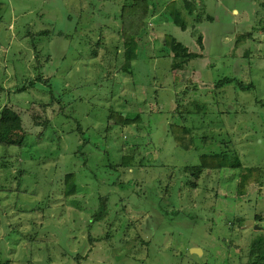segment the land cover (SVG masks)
I'll return each instance as SVG.
<instances>
[{
    "label": "rangeland",
    "instance_id": "374dc122",
    "mask_svg": "<svg viewBox=\"0 0 264 264\" xmlns=\"http://www.w3.org/2000/svg\"><path fill=\"white\" fill-rule=\"evenodd\" d=\"M0 1L4 3L0 22V60L2 68L5 60L14 68V72L11 67L7 68V76L1 74L0 82L7 86L9 77L13 84L21 83L26 76L32 78L39 72L45 73L53 80L51 88L56 96L48 113L55 112L56 131L47 132L45 138L55 142L63 131L68 132L62 139L63 155L52 153L53 156H48L42 163L43 155L39 152L26 154L32 159L25 166L31 172L24 177L22 189L25 191L19 196L14 189L16 167L0 170V206L5 209L0 240L5 239V255L12 261H28L36 244L32 242V247L23 236L35 232L37 237L46 231L49 241L60 243L64 252L60 257L62 251H59L52 264H76L73 259L76 254L83 258L79 264H240L239 251L245 256L257 234H264V221L252 218L254 213L263 210L264 183L262 189L249 187L248 195L243 199H226L222 194L229 193L228 187L231 190L235 187L230 172L214 177L203 175L197 180L196 174L185 176L182 167L198 163V158L195 153H186L176 147L167 134L169 123L179 121L178 114L167 111L174 99H179L178 104L181 101L186 105L195 101L207 102L201 119L198 116L188 118L185 125L197 129L198 133H207V128H218L225 137L238 142V158L232 155L233 160L238 161L236 164L264 162V8L261 6L264 0H257L259 5L254 0H195L196 7L207 4L197 19L207 18V11L216 17V21L201 28L204 48L198 42L201 36L198 29L191 30V41H188V33L179 37L184 43L185 53L182 54L201 52L204 57L171 69V57L161 56L162 40L154 43V32L150 31L138 61L134 62L132 74L120 70L123 61L121 43L118 35L114 38L115 30L120 26V6L127 0ZM167 1L151 0L150 3L164 2L165 7ZM13 13L14 19L10 18ZM147 21L156 28L155 34L162 31L175 34L171 19L162 21L159 16L156 22H151L150 18ZM189 23L187 27L190 28ZM99 27L105 31L101 32ZM234 30L239 34L249 30L252 39L237 48L229 38ZM151 41L154 47L150 46ZM169 52L172 55L173 52ZM147 53L154 57L146 56ZM101 59L106 61V74L98 61ZM22 75L25 78L20 77ZM224 77H234L238 82L253 86L240 91L238 87L225 85L212 92L214 85L206 83L208 79L217 81ZM47 88L38 82L21 96L6 93L5 100H13L14 105L22 109L31 108V99L50 98ZM34 108L35 112H23L25 126L31 131L35 128L32 124L37 118L35 114L40 113L37 106ZM109 109H116L130 118L146 109L155 113L143 115L140 125L122 129L108 123ZM77 125L81 132L76 129ZM84 140L86 143L79 148ZM205 145L201 143L202 150ZM121 153H133L140 164L129 170L110 168L119 163ZM70 171L76 173L78 194L63 198L58 182ZM172 172H175V189L167 180ZM221 176H225V183L219 179ZM117 177L118 181L112 183ZM209 177L212 181H208ZM216 178L218 180L213 182ZM44 180H47L46 184ZM192 183L200 186L201 193H196ZM152 184L161 189H158L159 195L166 185L174 192L168 210L185 208V213L195 212L203 220L194 224L184 213L180 218L178 215L171 219L156 207L138 206L139 198L135 199V193L143 196L141 188L152 187ZM214 184H217V195L210 191V196H217L216 201H209L208 197L199 203L200 198L207 197L206 193L209 195L207 190ZM46 192H50L52 206L48 211L35 209L34 203H40ZM107 192L111 193L110 202L114 206L111 219L95 223L89 232L86 222L90 212L97 207V194ZM56 194L59 197L56 198ZM119 198L125 200L115 205ZM210 217L209 225L206 220ZM235 217L236 223L232 222ZM256 224L260 227L254 229ZM228 226L232 227V233L228 232ZM105 232L109 235L107 239ZM6 233H10L9 238H5ZM87 233L100 237L101 241L89 244ZM222 239L231 240L236 246L229 254L231 263L224 261L228 254ZM0 243L2 247L4 242ZM191 248L199 249L194 252ZM121 255L124 258L117 259ZM36 260L44 264L45 258L38 256Z\"/></svg>",
    "mask_w": 264,
    "mask_h": 264
},
{
    "label": "trees",
    "instance_id": "16d2710c",
    "mask_svg": "<svg viewBox=\"0 0 264 264\" xmlns=\"http://www.w3.org/2000/svg\"><path fill=\"white\" fill-rule=\"evenodd\" d=\"M151 0H127L120 6V26L117 27V30H115L116 35H114V38L120 39L121 43V58L122 63L120 64V70L124 73L131 74L132 68L134 65V62L138 61V57L140 55L141 47L144 46L146 43L147 36L149 37V32L153 31L155 34V27H151V23H148L147 18H150L151 14L154 12V4L150 3ZM183 7L179 6L176 0L167 1L165 4V11L167 17H170L169 19H166L169 21L170 19L174 24L179 26L182 29H186L187 22L185 20V17L182 13L183 8L186 9V14L189 16H195V11L199 9V7H196V3L194 0H182ZM4 3L0 1V22L3 20L2 15V8ZM157 5H160L159 3ZM261 6L264 8V2ZM198 16V15H197ZM205 20H209L210 22H213V18L207 15V18H204ZM196 23V18H193L191 21V24ZM190 24V25H191ZM101 27V26H100ZM99 27V30L101 32L105 31V28L101 30ZM151 27V28H150ZM108 31V30H107ZM31 33V32H30ZM28 37L30 34L27 35ZM109 37L113 38L111 34H109ZM108 37V38H109ZM163 41V44L161 46L162 54L161 56H168V52L171 50L174 54L171 57L172 64L171 68L176 67L178 64L186 63L188 64L191 59L198 58L200 55L196 53H189V54H182L185 53L183 46L176 41V39L166 32L162 31L160 34L156 33L155 38L153 39L154 43H157L159 40ZM252 39L251 32L246 33H240L236 36L234 41L235 47L243 46L247 40ZM114 40V39H112ZM160 41V42H162ZM198 42H201V38L199 37ZM202 43H200L201 45ZM87 45L90 46V42H87ZM142 52V51H141ZM2 54V52H1ZM149 54V53H147ZM104 55V54H103ZM102 63V69L104 71L105 67V60H98ZM7 61L5 60V66L2 68V62L0 60V75L3 74L4 77L7 76V68L11 67L13 72L14 68L11 65H7ZM207 66L206 68H208ZM210 71V70H207ZM202 72V71H201ZM105 73V71H104ZM106 74V73H105ZM15 74L13 75V77ZM30 76V75H29ZM29 76H20L25 78L21 79V83H10L11 79L10 77L6 80L8 82V85L5 86L4 83L0 82V170L14 167V174L15 177V191L18 193V196L25 190H23V185L25 184V176L27 173L31 172L30 168L25 167L28 163V161L32 160L27 155L32 154L35 155L37 152H39L40 156L43 155L42 163H44L45 159L48 156H53L52 153H55V155H63V140L66 138V135L68 132L63 131V133L59 136H57L55 142H52L50 140H47L45 138V134L47 132H55L54 130V124H53V118L55 112L52 111L50 114L49 109L54 106L53 103L56 100V96L53 93L52 90V83L53 80L49 78V76H45V73L39 72V74L35 77L29 78ZM16 79V78H15ZM104 79V78H103ZM24 80V81H23ZM212 81L214 85V90L217 88H223L222 86L225 85H232V87H238L240 91H246L248 89H251L253 84H245L243 82H238L237 79L234 77H224L222 79H219L215 81V79H208V81ZM207 81V82H208ZM41 82L45 86H48V92L49 97L47 96L44 98L41 96V99L37 98V101H34L31 99V108L26 106L24 109L21 108V106L14 105V101L5 100L6 93H13L14 95L21 96L24 94L28 87H35V83ZM231 92V91H230ZM234 92V91H233ZM156 96V95H155ZM15 97V98H16ZM157 97V96H156ZM155 97V98H156ZM179 99H175V107L172 110V114H178V122H170L169 126L167 128V134H170L174 144L176 147L181 149L182 151L186 153H195L198 158V163L194 164H188L183 166L184 175L187 176L189 174H196L195 179L197 180L198 177H201L203 175L214 177L220 176L222 173L230 172L232 177H234L235 180V187L227 188V191L229 193L222 194V197L232 198V199H243L245 196L248 195V189L252 186H262L264 183V162L253 164V165H242L241 163L236 164L237 159L233 160L232 155L237 157L238 147L239 143L233 142L231 140V137H225L224 134H221L218 128H207L206 132H197V129L192 130L190 127H187L185 125V122L188 118L196 117L198 116L201 119V114L204 112V110L208 107L207 102H201V101H195L193 104L190 103L188 105L186 104H178ZM35 106L38 107V111L40 113L36 114L37 118H35V122H33V126L35 127L33 131L29 130L25 126V122L23 120V112L31 110L32 112H35L36 109ZM180 109L186 110V113L181 112ZM35 110V111H34ZM57 111L62 112V110L58 109ZM155 113L154 111L148 110L136 112V115L133 118L127 117L122 112H119L116 109H109L108 115H107V121L108 123L119 126L120 128H124L126 126L130 125H140V123H143V115H151ZM187 114V115H186ZM79 132H81L80 126L77 125L76 128ZM240 137H238L239 139ZM211 139V141H210ZM205 143V148L202 150L201 143ZM83 143V144H82ZM80 145L79 148L84 146L86 141L84 140ZM200 143V146H199ZM79 144V142H78ZM39 146L45 147L40 148ZM55 146V147H54ZM40 148V149H37ZM14 149V152H11V150ZM33 149V150H32ZM78 151H81L78 149ZM25 154V156H24ZM27 154V155H26ZM83 154V153H82ZM90 154V151H89ZM84 155V154H83ZM87 155V154H86ZM88 155L85 159H87ZM238 158V157H237ZM84 159V160H85ZM136 157L133 153H121L119 157V163L115 166L110 165L111 167H114L115 169H118V167L124 168V170L134 169L133 167L138 166L140 163L135 161ZM163 169V168H162ZM161 172V169L158 173ZM224 173V174H225ZM179 174V173H177ZM174 175L175 172H172V174H169L168 182L171 183L173 186L174 181ZM212 175V176H211ZM226 175V174H225ZM208 178V181H212L211 178ZM231 177V176H230ZM222 183H225L226 179L225 176L219 177ZM218 178L213 179V182H216ZM5 181H7L5 176ZM46 184L47 180H44ZM43 181V182H44ZM118 181V177L115 178L112 183H115ZM39 182V180H37ZM43 185V183H42ZM153 185V184H152ZM193 186V189L195 188L196 193H201V189L199 185L191 184ZM217 185V184H216ZM216 185H212L209 187L207 192H209V195L206 193L207 197H202L199 199L200 202H205L208 197L209 201L215 200L218 198L210 196L212 191V195L216 194ZM58 187H60V190L62 191V197L63 198H71L74 197L78 191V180L75 172H65L62 175V179L58 182ZM1 188V185H0ZM175 189V187L173 186ZM158 186L154 185L152 187H143L141 188L143 196L140 194L138 195L135 193V199L138 197V206H148V207H156L158 211L163 213L166 216H170L173 218H177L178 215L182 217V213L187 215V217L191 218L194 221V224L199 223L203 220L201 216L195 212H188L187 209L183 208V210H175L170 209L168 210V205L173 202V195L171 190H169V185H166L163 188V193L159 195ZM179 189V188H178ZM178 189L176 191H178ZM226 189V188H224ZM180 191V190H179ZM35 193L32 194L34 196ZM110 196L111 193L107 192L106 194H97L96 197V204L97 207L90 212L88 218L89 220L86 222V226L88 228V231L90 228L93 227L95 223H99L102 221H105L107 219H111V213L114 211V206L110 202ZM59 197V194H56V198ZM42 201L40 203L35 202L34 208H40L44 209L45 211H48V209L52 206L51 204V197L50 192H46L42 196ZM120 201H118L115 205L120 204L121 201H124L125 198H119ZM141 199V200H140ZM140 200V201H139ZM1 201V199H0ZM175 201V200H174ZM141 202V203H140ZM57 205H59L57 203ZM125 205V204H124ZM124 205H122L124 207ZM172 205V204H171ZM256 206V203H254ZM212 206V207H211ZM210 206V211L213 212V205ZM33 207L31 211L33 210ZM117 213V211H115ZM114 213V215H116ZM263 212L254 213L253 219L256 221H264V216H262ZM202 215V214H201ZM237 217V216H236ZM234 218L232 222L236 223L238 222L237 218ZM5 218V209L0 206V226H2ZM212 217L209 218V220H206L209 225L211 224ZM113 220V218H112ZM111 220V222H112ZM139 221V220H138ZM40 225H43V223H40ZM109 227H111L109 225ZM225 228V226H224ZM255 229V228H254ZM31 230V229H30ZM29 230V231H30ZM233 229L231 226H228V232L232 233ZM254 231V230H253ZM90 232V231H89ZM28 236H23V238H26L28 240V243L30 242L32 247L33 243L35 242L36 247L32 251L33 253L30 256V259L28 261L18 260L12 261V259L9 256L5 255V239L0 240V242H4L3 246H0V264H39L36 260L38 256H44L45 260L43 261L44 264H52L53 259H57L59 255V251H62L60 243L57 244L56 241L53 243L52 241H49L47 238V232H42L38 234L36 237L35 232L32 233V235L29 234ZM108 233L105 232L104 238L107 239ZM10 233L5 234V238H9ZM22 238V235L19 236V240ZM101 238L97 236H93L89 233H87V240L89 244H94L97 241L100 242ZM60 242V241H59ZM221 243L223 246H225V253L228 255L230 252H232L233 248L236 246L233 245L234 242L229 240H221ZM1 244V243H0ZM58 250L56 251V249ZM53 252V253H52ZM55 253V254H54ZM240 253V251H239ZM238 253V260L240 264H264V234H257V236L251 241L248 252L245 256H242ZM226 255V258H224V261H228L231 263V259L229 258L230 255ZM64 256V252L62 251L60 253V257ZM74 260H76V264H79V260L82 258L81 255L76 254L73 256ZM124 256H120L117 259H123ZM246 258V260H245ZM83 259V258H82ZM223 261V262H224ZM42 264V263H41ZM207 264V263H204ZM233 264V263H231Z\"/></svg>",
    "mask_w": 264,
    "mask_h": 264
},
{
    "label": "crops",
    "instance_id": "0c3cea01",
    "mask_svg": "<svg viewBox=\"0 0 264 264\" xmlns=\"http://www.w3.org/2000/svg\"><path fill=\"white\" fill-rule=\"evenodd\" d=\"M168 1H171V0H168ZM177 1V3H178V5L181 7H183V2H182V0H176ZM255 2H256V4L257 5H259V3L257 2V0H254ZM194 2H195V0H194ZM201 4H202V2L201 1H199ZM159 3V2H158ZM158 3H156V4H154V12H153V14H151V16H150V21L151 22H156V20H157V18L160 16L161 17V20L162 21H167L166 19H165V17L164 16H167L166 15V11H165V7H164V5H163V3L164 2H161V3H159L160 5H157ZM206 7H207V4H205V3H203V5L202 6H200L199 8L200 9H197L196 11H195V16H189V15H187L186 14V9L185 8H183V11H182V13H183V15H184V17H185V20H186V22H187V24H188V22H191L192 20H193V18H196V23L195 24H191V23H189V26H190V28L189 27H186V29H182V28H180L179 26H177L176 24H174V23H172V28L174 27L175 28V31H174V33L176 34H171L175 39H176V41L177 42H179L182 46H184V43L181 41V39H180V37L179 36H181L183 33H188V35H189V37H188V41L190 40L191 41V30H195V29H198V31H200L199 32V34L201 33V36H199L200 38H201V42L200 43H202V46H203V32H202V27L207 23V24H210V23H213L214 21H216V17L215 16H213V15H210V14H208L207 13V11L205 12V14L206 15H210L212 18H213V22H210V21H208V20H205V19H202L201 18V20H198L197 18V15L199 14L200 15V13H201V11L202 10H204V9H206ZM198 8V7H197ZM206 15H205V17H206ZM14 13L13 14H10V18L12 17L13 19H14ZM16 18L17 17H15V20H16ZM191 24V25H190ZM194 25V26H193ZM154 27V26H153ZM202 28V29H201ZM190 29V30H189ZM153 32V31H152ZM235 32H237L236 30H234L233 32H231L230 33V40L234 43V41H235V38H234V35H238L239 33H235ZM154 34V33H153ZM151 37V36H150ZM153 38H155V34H154V36H153ZM151 40H152V38H151ZM232 43V44H233ZM147 44H149L148 42H147ZM162 44H163V41H162ZM151 47H154V43L151 41V45H150ZM203 48H204V46H203ZM238 48V47H237ZM198 55H200V58H203L204 56H202V55H204L203 53H199ZM146 56H148V57H151V58H153L154 57V55H152V54H147ZM170 56H173V53H172V55H170V52H168V57H170ZM156 57V56H155ZM142 63V62H141ZM185 64V63H184ZM188 64H191V63H188ZM172 69V68H171ZM132 72H133V70H132ZM132 74V73H131ZM201 74V73H200ZM206 83H213L211 80L210 81H208V82H206ZM169 102H171V100H169ZM175 99L173 100V102H172V105H171V107L169 108L168 107V111L167 112H170L171 110H173V108L175 107ZM140 112V111H139ZM253 187V186H252ZM256 187H258V189H262V187L261 186H257L256 185ZM263 192V191H262ZM261 208L263 209L261 212H263V214H262V216H264V205H261Z\"/></svg>",
    "mask_w": 264,
    "mask_h": 264
},
{
    "label": "water",
    "instance_id": "95a60500",
    "mask_svg": "<svg viewBox=\"0 0 264 264\" xmlns=\"http://www.w3.org/2000/svg\"><path fill=\"white\" fill-rule=\"evenodd\" d=\"M260 226H258L257 224L254 226V228H259ZM192 250H194V252H197L196 250L199 249V248H191Z\"/></svg>",
    "mask_w": 264,
    "mask_h": 264
}]
</instances>
